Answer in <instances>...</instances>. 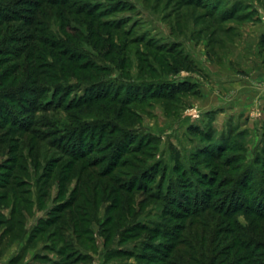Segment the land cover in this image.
I'll return each instance as SVG.
<instances>
[{
	"label": "rangeland",
	"instance_id": "1",
	"mask_svg": "<svg viewBox=\"0 0 264 264\" xmlns=\"http://www.w3.org/2000/svg\"><path fill=\"white\" fill-rule=\"evenodd\" d=\"M81 3H84L86 9L95 7L97 13L101 11L103 21L109 20L118 25V31L111 32L119 36V45L126 46L122 55L116 59L112 56L111 60V56L104 57V54L92 49L93 40L87 30L86 20L82 21L83 24L70 23L72 28L81 31L85 37L80 43H73V47L83 57L86 56L90 63L108 67L111 74H108L107 79L119 80L127 88L136 84L186 82L188 85V88L171 95L149 97L129 105L131 111L138 115L133 131L142 141L150 139V145L142 148L147 156L136 154L138 159H143L138 160V168L116 169L109 176V183H105L110 189L116 190L122 181H125L122 183L126 186L134 185L130 193H118L120 198L115 214L108 213L106 208L112 200L99 201L94 211L92 228L97 250L90 252L91 264H97L99 260L105 264L106 253L120 249L135 255L145 253L143 255H147L149 261L134 257H114L106 264H162L167 244L173 242L176 234L182 243L176 249L186 251L184 238L188 233L177 229L183 225L187 227L192 216L186 221L171 219L169 213L175 207L170 205V201L174 197L182 200L185 194H190V202L194 207H201L202 202L196 204L193 196L203 193L211 195V202L216 200L220 204V201H228L234 205H243L242 202L253 201L257 195L255 189L264 191V36L262 39L257 36L258 31L264 29V0H83ZM47 28L53 37L61 38L64 34L59 21L54 17L47 21ZM124 31L128 33L125 36L122 35ZM15 45L11 44L9 49L16 48ZM18 45L23 47V43ZM0 46V49H7L5 45ZM177 52L191 59L196 70H183L176 75L171 73L167 63L172 64L173 57L179 54ZM248 64L258 68V72L253 74L243 70L249 67ZM89 82L94 80L90 79ZM68 83L74 86L71 98L84 95L87 88L84 83L73 79ZM136 90L134 88L132 93ZM147 92L148 89H143L140 94ZM38 99L37 103L40 101ZM56 115L59 125L66 123L65 113L57 112ZM41 116L43 114L40 112L29 116L24 120V125L39 120ZM44 120L40 123H44ZM50 123L54 125L55 120ZM59 125L55 126L59 128ZM7 129V126L0 129V135L7 132ZM197 131H201L202 135H198ZM41 132L46 135L44 142L32 150L31 145H18L21 142L19 134L8 133L6 136L7 143L0 146V195L8 192L12 183L27 179L31 186L30 197L36 204L35 194L42 192L41 177L46 171L45 159L57 155L56 149L49 145L54 136L43 129ZM14 138L12 142L9 141ZM215 153L221 154V158L213 159ZM137 174L134 181L135 178L130 176ZM202 177H205V182L200 181ZM59 178L51 179L49 191L52 196L46 200V206L49 207L40 210L33 205L29 216L25 212L28 229L25 236L31 234L40 219L47 218V212L53 206L51 199L57 194ZM247 183L252 185L250 187L254 193L240 188ZM74 185L75 179L67 185L65 196L69 195ZM153 194H156L155 198L151 197ZM124 197L130 200L127 207L132 214L128 222L121 220L120 226L124 229H133L138 225L159 227L163 236L156 238L150 233L140 232L139 236H132L120 245L117 235L114 243L105 249L99 227L109 214L115 217L120 208L126 205ZM10 207L9 202L0 201V236L7 227L5 220L11 216ZM232 218L241 227H248L251 223V219L241 213ZM173 225L177 227L176 230L175 227L171 229ZM230 229V225H223L219 229L223 231V239L230 237L227 233ZM7 238L8 235L0 245V264H6L9 254L7 248L13 243L11 239L10 244L6 243ZM47 243L56 250L63 245L51 241ZM42 245L40 243L35 250L42 251ZM74 249L78 254L86 253L83 249ZM197 249L196 246L192 251L194 262L184 264H201L203 259H200ZM69 251L68 247L65 255L72 256ZM45 253L52 260L63 261L66 258L57 253ZM214 255L215 252L208 256L210 258ZM172 259L173 253L166 262L174 264ZM37 263L41 264L39 261ZM180 263L183 264H175Z\"/></svg>",
	"mask_w": 264,
	"mask_h": 264
},
{
	"label": "trees",
	"instance_id": "2",
	"mask_svg": "<svg viewBox=\"0 0 264 264\" xmlns=\"http://www.w3.org/2000/svg\"><path fill=\"white\" fill-rule=\"evenodd\" d=\"M82 1L0 0V44L7 48L0 49V129L8 127L7 132L0 135V146L7 143L8 133H17L21 142L16 140V143L23 146L31 145L32 150L39 143L44 142L46 135L41 132L43 129L54 136L53 140L49 141V145L51 144L57 153L56 157L44 160L46 171L41 177L42 192L35 194L36 204L30 197L31 186L27 179L12 183L11 189L0 195V201H7L11 206V216L5 220L7 227L0 236V245L5 241L3 238L6 235H8V241L6 240L8 244L10 239L14 242L22 240L27 235L25 212L29 216L33 205L40 210L49 207L46 206V200L52 196L49 191L51 179L59 178L53 177L54 175L62 176L59 178L57 194L51 199L53 206L47 212V218L40 219L33 227L23 252L10 264H22L26 251L38 249L40 243L43 244L44 253L37 250L34 261L29 264H38V261L41 264H78L79 262L91 264L90 252L97 250L92 228L95 221V207H98L99 201L112 200L106 208L108 213L115 214L120 198L118 193H130L131 187L134 186H126L122 183L125 181H122L120 187L118 186L119 189L116 190L110 189L105 183H109V176L116 169L138 168V160L143 159H138L136 154L141 153L146 157L147 154L142 148L150 145V139L142 141V138L133 131L138 115L131 111V104L149 97L171 95L188 88L186 82L136 84L127 88L119 80L107 79L108 74H111L108 67L90 63L86 56L83 57L82 53L73 47V43L78 44L85 37L81 31L72 28L70 23H82L86 20L87 30L93 40L92 49L104 54V57L111 56V60L122 55L126 46L119 45L117 43L119 36L111 32L118 31L119 26L109 20L103 21L101 11L97 13L95 7L86 9ZM52 17L59 21L61 29L64 30L61 38L53 37L48 32L47 21ZM126 34L128 33L125 31L122 33L124 36ZM21 43L23 47L18 45ZM9 44L17 45L16 48L9 49ZM172 61V64L167 63V66L174 75L183 70H196L193 61L180 53L174 56ZM119 63L123 64L121 61ZM72 79L87 86L84 95L70 97L74 92V86L68 82ZM90 79L94 82H89ZM134 88L138 91L132 93ZM143 89H148L147 94H140ZM33 97L36 99H32ZM37 99L40 100L38 103ZM37 112L42 113L44 117L41 116L39 120L35 119L24 125V120L36 115ZM57 112L66 114V123L58 124L59 120L55 119ZM51 115L53 116L50 117ZM47 116L49 118H46ZM44 118L45 122L40 123ZM53 120H55L54 125H49ZM56 124L59 128L55 126ZM197 133L202 135L201 131ZM12 140L15 138L9 139L10 142ZM212 157L217 160L221 158V154L215 153ZM130 177H138V174ZM203 178L205 177L200 181L205 182ZM74 179V187L69 195L65 196L67 185ZM250 186L252 185L247 183L240 188L253 192ZM22 188H26L25 191L24 189L19 191ZM255 192L257 193L255 199L248 201L249 203L242 202L243 205H234L228 201H220V204L216 200L211 202V195L205 193L193 196L196 198V204L202 202L201 207L191 205L190 194H185L182 200H176L175 197L173 201L170 199V205L175 207L169 213L171 219L186 221L190 216L192 217L187 227L183 225L184 227L177 229L188 233L184 238L186 251L176 249L177 246L182 245L176 234L173 242L167 244L166 254L162 253L165 254L162 257V264H168L166 260L172 253L174 264L194 262L192 251L196 246L200 259H203L201 264H264V191L255 189ZM151 197L155 198L156 194ZM123 201L126 205L120 208V212L115 217L109 214L99 227L103 248L106 249L114 243L117 235L120 245L132 236H139L140 232L150 233L156 238L163 236L159 227L138 225L133 228L135 231L130 227L122 228L120 221L128 222L132 214L131 209L127 207V202L129 203L130 200L124 197ZM250 203H253V206ZM239 213L251 219L248 227L238 226L236 220L232 218ZM11 225L13 226L10 227ZM223 225L231 226L230 231H227L230 236L228 239H223V231H219ZM174 227L175 225L171 229ZM167 235H170L169 232ZM192 240L198 244L192 243ZM48 241L63 245L56 250L47 243ZM68 247L72 256L65 255ZM75 247L83 249L86 253L78 254ZM45 252L57 253L58 256L65 255L66 258L63 261L52 260ZM213 252L215 255L209 258L208 255ZM135 254L122 249L108 251L104 256V262L106 264L114 257H134L149 261L148 256L143 255L145 253ZM219 257L221 259H218Z\"/></svg>",
	"mask_w": 264,
	"mask_h": 264
},
{
	"label": "crops",
	"instance_id": "3",
	"mask_svg": "<svg viewBox=\"0 0 264 264\" xmlns=\"http://www.w3.org/2000/svg\"><path fill=\"white\" fill-rule=\"evenodd\" d=\"M253 28L255 29L254 26H253ZM257 36L260 39H262L263 36H264V29H260V31H258V33H257ZM248 66H249V64H248ZM257 69L258 68H255V66H249L247 68H244L243 70L248 71V73L256 74L258 72ZM27 238L28 237L25 236L22 240H17L15 242H13L11 245H9V247L7 248V252L9 254H8V258H7L6 264H10L11 261H14L23 252V249H24V247L26 245V242H27ZM40 250H39V252L42 253V251H40ZM36 252H37V250H33V249L27 250L26 251V255L24 256V259H23L22 264L32 263L34 261V256H35ZM97 264H103V261L102 260H99L97 262Z\"/></svg>",
	"mask_w": 264,
	"mask_h": 264
}]
</instances>
